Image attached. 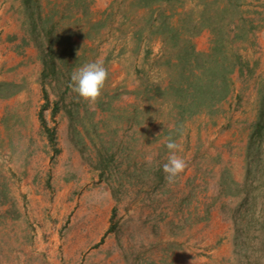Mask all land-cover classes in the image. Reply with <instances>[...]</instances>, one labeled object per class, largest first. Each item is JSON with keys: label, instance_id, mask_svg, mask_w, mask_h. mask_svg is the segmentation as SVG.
<instances>
[{"label": "rangeland", "instance_id": "obj_1", "mask_svg": "<svg viewBox=\"0 0 264 264\" xmlns=\"http://www.w3.org/2000/svg\"><path fill=\"white\" fill-rule=\"evenodd\" d=\"M3 22L42 65L0 81L27 91L0 119V264H264V0H0ZM97 60L90 106L69 85ZM169 137L187 162L171 184Z\"/></svg>", "mask_w": 264, "mask_h": 264}, {"label": "crops", "instance_id": "obj_2", "mask_svg": "<svg viewBox=\"0 0 264 264\" xmlns=\"http://www.w3.org/2000/svg\"><path fill=\"white\" fill-rule=\"evenodd\" d=\"M26 35L19 34L14 29V23L0 25V81L5 80L8 85H16L20 87V84H25L28 80L37 79V76H33V66L38 65L41 69V61L38 59V52L34 48V45L28 47L25 40ZM38 59V60H37ZM4 82V83H5ZM27 97L26 90H18L11 92L10 95L3 97L0 95V119L6 115L8 111L19 112L21 107L25 108L26 105L17 106V101L24 102ZM40 97V98H39ZM38 97V102H42L41 95ZM37 99L34 96V105L30 107L32 117L37 121V111L40 107L37 106ZM26 104V103H24ZM19 110V111H18ZM113 238L111 237L107 242L103 244V247L109 251L114 250V243H111ZM47 245V244H46ZM109 246V247H108ZM113 246V247H111Z\"/></svg>", "mask_w": 264, "mask_h": 264}, {"label": "clouds", "instance_id": "obj_3", "mask_svg": "<svg viewBox=\"0 0 264 264\" xmlns=\"http://www.w3.org/2000/svg\"><path fill=\"white\" fill-rule=\"evenodd\" d=\"M108 80V70L100 60L84 64L71 74L69 87L72 92L90 106H94L100 100L105 84ZM169 150L167 162L163 165V172L168 183H174L176 178L182 174L187 162L177 153L181 151V145L168 138L166 144Z\"/></svg>", "mask_w": 264, "mask_h": 264}, {"label": "trees", "instance_id": "obj_4", "mask_svg": "<svg viewBox=\"0 0 264 264\" xmlns=\"http://www.w3.org/2000/svg\"><path fill=\"white\" fill-rule=\"evenodd\" d=\"M219 39H222V37L216 38L215 41L219 42ZM215 49H219V46L216 45ZM234 60L235 61L233 63L232 70H235L236 67L238 66V64H240V63H241L240 70H244L240 54H237L235 56ZM52 61H53V56L51 57L50 62H49L48 59L45 60L46 65L47 66L48 65L51 66L50 67L51 70H52V66H53L52 65L53 64ZM241 66H242V69H241ZM214 68L216 69V71L214 69V73L215 74H217V73L219 74L220 71H221V70H219L220 69L219 64L216 67H214ZM217 70H218V72H217ZM220 75H222V74H220ZM222 76L224 77L225 75H222ZM208 80H210V79H208ZM210 82L212 83L211 80H210ZM203 91H204V89H203ZM203 91L201 92V95H200L201 97H202ZM46 96H48L47 91H46ZM45 109H46V106L41 109V111H40V119H41L42 123L44 124V126L46 128H48V125H47L48 123H47V119H46V116H45ZM262 115L263 116L257 122V126H256V129H255V132L252 134V141L250 143V151L251 152H253V149L255 148V146H257V148H258V155H256V159L254 161V164H255L254 166L256 167L255 171L256 170L259 171V169H260V167L262 165V160H263L262 159L263 157H261V156L264 153V105H263V114ZM250 173H251V171H248V175L246 176V180H245V184H244L245 196H244L243 201H242V203H241V205L239 207V210H238V212H240L239 216H241V217H245V214L243 213V211H245L246 209H249V205H250L252 200L255 199V203H256L255 207L258 208L257 200L259 199L260 195H258V193H256V195H254L253 192H252V188H251V184H250V177H251ZM254 181H255V179H254ZM257 189H258V187H257ZM238 219H239V217L236 216L235 220H236V224H237V227H238V234H241V233H243V230L241 229V225L238 222Z\"/></svg>", "mask_w": 264, "mask_h": 264}]
</instances>
